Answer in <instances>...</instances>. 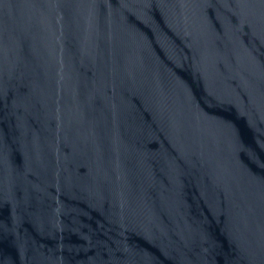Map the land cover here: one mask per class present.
Returning <instances> with one entry per match:
<instances>
[{
    "label": "water",
    "instance_id": "obj_1",
    "mask_svg": "<svg viewBox=\"0 0 264 264\" xmlns=\"http://www.w3.org/2000/svg\"><path fill=\"white\" fill-rule=\"evenodd\" d=\"M0 264H264V0H0Z\"/></svg>",
    "mask_w": 264,
    "mask_h": 264
}]
</instances>
